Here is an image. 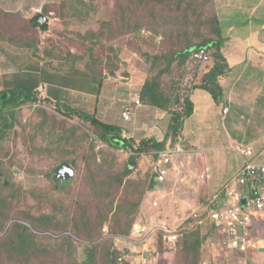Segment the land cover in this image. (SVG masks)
I'll list each match as a JSON object with an SVG mask.
<instances>
[{
	"label": "rangeland",
	"instance_id": "1",
	"mask_svg": "<svg viewBox=\"0 0 264 264\" xmlns=\"http://www.w3.org/2000/svg\"><path fill=\"white\" fill-rule=\"evenodd\" d=\"M257 2L261 4V8L254 11L257 7L254 4ZM250 6L252 7L248 10ZM261 11L264 14V0H142L141 4L139 0H0V92L7 87L13 88L17 76L24 71L47 70L51 75L63 74L59 82L62 84L65 81L63 85L70 88L75 82L83 83L82 80L92 72L98 83L104 77L102 74H105L106 69L121 68L124 75L140 73L142 77L138 80L140 83L137 82L138 89L143 81L156 79L162 82L168 93L174 90L187 96L191 93L188 79H193L201 65L188 63L184 67L177 63L170 73L162 75L166 63L160 62L153 67L145 56L162 54V41L163 52L165 47H168V53L171 54L195 43L218 39L215 34L218 27L223 36H234L233 29L241 34L248 33L250 27L243 25L249 22H245V18L242 19V14L250 12L251 16L247 19L252 21L262 16ZM40 17L43 18L40 21L48 24L47 30L32 25V19ZM151 20L156 23L148 25ZM262 23L264 19L259 21L257 27L261 28ZM135 24H139L141 30L135 31ZM132 30L134 33L126 35L125 31ZM33 45L38 49H32ZM210 65H215L214 59L207 66ZM249 71L256 77L252 82H243L237 77L232 80V68L228 75L220 79L228 80L229 88L233 90L229 91V100L233 105L248 102L237 91L244 92V88L252 83L248 90L251 97L247 98L250 99L247 103L250 109L246 110L244 134L240 139L244 145L252 146L258 158L264 160V68L245 67L238 72ZM51 83L53 84V81ZM128 84L132 87L129 80ZM184 84H187V90L183 89ZM195 84L196 81L192 87ZM68 88L56 93L53 86L42 84L38 89V103L16 108L15 120L7 118V122L14 123V127L10 131L6 130L7 139L0 143V169L4 170L5 175V179L0 180V237L3 236L0 239L6 237L16 241L17 225H28L27 221H36L35 225L38 224L43 229L29 227L28 235L33 234L36 237L34 244L38 247L37 251L46 247L48 251L47 254L43 252L41 256L36 254L35 264H74L75 261L80 264L88 260L89 251H94L100 261L116 252L117 256L128 264H181L180 256L172 262L163 259L162 230L158 229L154 237H147L144 241L142 236L136 237L133 233L139 217H143L140 215L141 204L148 191L145 181L150 175L146 177L139 173L143 172L144 166L147 165V156L142 157L141 167L136 170L140 185L135 181L133 187H136L138 193L137 190L132 192L131 187L127 185L116 188L113 184L110 188L113 177L124 173L128 155L99 145L98 152H101V147L107 149L103 151L99 161L106 164L108 171L96 169L94 161V164L83 162L84 149L75 150V139L79 142L86 141L84 130L78 128L80 120L63 115L51 94H57L66 104H72L82 112L94 113L96 117L103 118L104 112L99 110L95 101L88 102V96L84 93L74 96L73 93L76 92H70ZM256 88L261 89V94L256 95ZM48 98L52 102L45 101ZM36 145L50 151L41 155L37 152L36 156ZM27 151L31 155L27 154ZM71 158L77 160L75 172L73 171L71 178L65 181L66 185L60 189L54 183L52 174L62 160ZM106 158H110L108 163L103 161ZM5 180L8 184H5ZM87 200H90L87 208L90 207L96 215L99 213V218L89 215L91 218L87 220L85 214L78 213ZM61 201L64 204H58ZM159 202L163 203L161 198ZM56 205H66L70 211H66L67 214L63 218L55 217L49 223L59 218L62 223L68 225V233L63 234L65 238L69 236L73 239L77 248L75 254L69 251L58 252L56 248L60 243L57 240L61 234L48 230L42 223V219L52 213ZM155 205L157 210L162 207L158 203ZM165 208L167 211L170 209L169 206ZM250 208L253 209V203ZM161 212L163 210L157 211L156 218H160ZM196 214L195 223L201 222L198 225L202 226L205 234L210 237L203 252V264H214L217 253L212 245L216 246L218 239L211 233L212 227L205 225L208 214H203V211ZM151 215L155 216V212H150ZM181 219L184 220V217ZM252 219L257 233L253 250L255 245L260 244V237H264V217L253 215ZM81 227L94 232L95 243H86L83 239L74 237L75 230L80 231ZM128 227H133V232L131 229V235L125 236L129 233ZM195 228L192 225V228L188 227L184 233L180 231V240L178 238L173 242L180 241L181 244L188 234L196 230ZM97 244L98 247L94 248ZM68 245V242H65V246L58 248H68ZM0 264L12 262L3 259Z\"/></svg>",
	"mask_w": 264,
	"mask_h": 264
},
{
	"label": "crops",
	"instance_id": "2",
	"mask_svg": "<svg viewBox=\"0 0 264 264\" xmlns=\"http://www.w3.org/2000/svg\"><path fill=\"white\" fill-rule=\"evenodd\" d=\"M259 2L254 4L257 6L254 11L261 8ZM251 7L247 9L249 10ZM242 15V19L245 18L244 21L249 22L243 25V27H250L249 32L241 34L233 29L234 36L225 35L224 54L232 68V80L237 77L240 81L252 82L255 77L252 71L248 73L238 71L245 67L264 68V23H262L261 28L257 27L259 21L264 19V14L262 12L260 18L256 17V20L252 21L247 19L251 16L250 12ZM252 16L255 19L253 14ZM192 63L189 62V64ZM199 65H201V68L196 70L198 75L195 74L193 79L192 77L188 79V83L191 85V100L195 105V113L185 122L181 142L168 138L173 120L169 112L146 105L135 106L132 121L126 122L123 119L122 113L126 105H128L131 98H139V93L146 82L143 81L140 84L141 88L138 89L137 82L140 83L138 80L142 77L140 73L126 75L128 78L127 83H122L121 79L120 82L108 79L104 83L103 93L97 105L99 110L104 112V117H99L102 121L116 124L125 130V135L137 141L151 138L167 141L165 150L161 154L145 155L148 158L145 161L147 165H142L145 167L143 172L138 171L146 177L150 175V179L145 181L148 191L141 204L140 215H143V217H139L136 222V230L133 232L132 229L136 237H143V241L147 237H154L158 229L160 231L180 230L184 233L188 227L192 228V225L193 228L202 227L198 225L201 222L195 223L197 221L196 213L203 211V214H208L212 201L220 197L219 195L230 184V181L238 177L243 171V160L237 151L245 147H252L244 145L240 139L244 134L245 119L247 118L246 110L250 109L247 104L250 99L247 98L251 97L248 90L252 83L244 88V92L237 91L248 102L243 105H233L229 100V91L233 90L229 88L228 80L226 78L222 79L221 85L225 89V95L223 103L218 104L208 91L196 88V86L203 84V82L198 83L197 81H203L205 75L213 67L210 65L206 68L201 63ZM131 73H133L132 70ZM133 77L137 79L134 80ZM128 80L132 87H129ZM195 81L196 84L192 87ZM183 89L187 90V84H184ZM256 90L258 91L256 95L261 94L260 88H256ZM88 102L92 103L93 101L88 100ZM169 151L174 153L172 164L168 166L166 181L161 182L157 166L161 163L162 153ZM256 160L264 163V160H260L257 155ZM239 161L241 165L238 166ZM136 193H138V190ZM160 198L163 203L159 202ZM156 203L164 208L160 207L161 209L158 208L159 210H157ZM244 205L247 206L248 202ZM166 206L170 208L168 211L165 208ZM162 210L160 218H156L157 211ZM150 212H155V216H150ZM190 212L192 214H189ZM260 216L264 217V214ZM183 217L184 220L181 219ZM205 220V225L213 226L214 223L208 216ZM147 228L150 230H147ZM189 230L191 231V229ZM151 233H153L152 236H149ZM241 234H243V230H241ZM254 235L246 253L227 252L224 249L226 243H221L220 247L212 245L217 253L214 261L217 264H264V237H260V244L255 245L256 248L252 250L257 233L255 232Z\"/></svg>",
	"mask_w": 264,
	"mask_h": 264
},
{
	"label": "trees",
	"instance_id": "3",
	"mask_svg": "<svg viewBox=\"0 0 264 264\" xmlns=\"http://www.w3.org/2000/svg\"><path fill=\"white\" fill-rule=\"evenodd\" d=\"M141 3L142 0H139V4ZM152 19L156 20L155 17H152ZM154 22L155 21L151 20L148 25L153 24ZM32 25L35 26V28H41L42 30L48 29V24L43 23L39 19H32ZM141 28L142 27H140L139 24L134 25L135 31H138L139 29L141 30ZM134 30L130 32L125 31L126 35L134 33ZM215 32V34L218 36V39H211L210 41L195 43L189 45L190 47H187L184 50H176L171 54L168 53V47H165L163 52L162 41V48L160 51V53L162 54H157L153 57L146 55L145 57L146 59H149V61H151L153 67L157 66L160 62H165L166 68L162 70V75H165L167 73H170L172 67H174V65L177 63L182 64L181 66L185 67V65H187L189 62H200L195 60V54L201 51L202 49L208 50L213 56L215 65L204 77L203 84L196 86V88L208 91L218 104H222L224 101L225 89L221 85L222 79L220 78L225 75H228V71L231 67L228 63L226 56L223 53V49L226 44V39L224 38L220 27H218ZM32 49L37 50L38 47L33 45ZM59 68L62 69L63 67ZM60 69H58V72H60ZM109 69H111L112 71H108ZM109 69L105 70V74H102V76L104 77L101 78L98 83L97 79L95 80L94 78L95 74L92 72V74L84 78L85 80H82V78L78 77L84 82H75L73 87L70 88L63 85L65 81L60 84L59 81L63 78V74L51 75L47 70L21 72L17 76L16 83L13 88L7 87L6 89H3L0 92V122L2 123H0V143L4 142L7 139L6 130L10 131L14 127V123L9 124L7 122V118L10 117L12 120H15L16 108L22 107L27 104L38 103L40 101L38 89L42 84H48L53 86L56 90V93L64 90V88H68L67 90H70V92H76V94L73 93L74 96L79 93H84L86 96H88V100L95 101L96 103H98L102 95L104 83L107 79H113L118 82H120V79L121 81H127L128 79L126 76L127 74L124 75L123 70L121 68ZM52 81L53 84L51 83ZM165 89L166 88L160 80H146L142 90L139 93V100L141 102V105L151 106L162 111L169 112V114L172 115L173 120L168 138H172L174 139V141L181 142L185 122L187 119L191 118L195 113V105L191 100L192 93L187 96H184L174 90L172 93H168ZM51 97H53V100H56V106L63 115L67 117H75L80 120V122H78V128L79 130H84L83 135L86 141L82 140L79 142L78 139H75V150L80 148L84 149L85 154L84 157H82L83 162H86L87 164L95 163L96 169L108 171V168H106V164H102L99 161V157L102 155L103 151L107 149H115L124 152L128 155V160L126 162V168L124 170V173L118 175L117 177H113V183L109 184V186L110 188H112L114 184V187L120 188L121 185H127L131 187L130 190L132 192H135L137 189L136 187H133V184L136 181V184L140 185L137 176L138 173L136 172V170L138 167H141L140 162L142 160V157H144L145 155H152L154 153L161 154V152L165 150V145L167 141H159L156 138L137 141L133 138H129L127 135H125V130L117 126L116 124L106 123L102 121L99 117H96L94 113L90 114L87 111L82 112L77 110L73 107L72 104H66L65 100L62 97L60 98L57 94L53 95L52 93ZM45 101H47L48 103L52 102L49 98ZM96 108L97 106H95V110ZM99 145L106 146L107 149H103V147H101V152H98L97 150ZM49 151L50 150L48 148H42L36 145V156L38 155V153L41 155L46 154ZM27 154L31 155V153H29L28 151ZM156 156L158 157L159 155ZM111 159L114 160V158ZM76 161L77 160L75 158H71L67 161L62 160L60 162V166H62L63 164H67L75 172V168L77 166ZM92 161H94V163H92ZM103 161L108 163L110 161V158H106ZM60 166H58L56 169H58ZM55 170L52 174L54 183L58 188L61 189L63 188V186L66 185L65 181H68L69 179L57 180L55 178ZM0 172L2 174L0 176V180L3 178L5 179L4 170L2 168L0 169ZM4 182L5 184H8L6 180ZM87 203H90V200H87L85 205L80 207L78 213L85 214L86 219L90 220L91 217H89V215L95 217L96 213L92 212L90 207L89 209L87 208ZM58 204L64 203L61 201ZM54 211L48 214L47 217H44L42 219V223L44 224V226H46L48 230H53L55 231V233L58 232L61 234L58 236L60 238L57 240L60 245H55H59L58 247H60L61 245L65 246V242H68V248L62 249L57 247L56 249L58 252L69 251L74 252L75 254L77 248L74 244L73 239L69 236L65 238V234H63L68 233V225H66L64 222L62 223L59 218L53 221L52 223H49L55 217L63 218L67 214L66 211H70V209L66 205H56V209H54ZM96 217L99 218V213H97ZM27 223L28 225H17L16 230L18 231V239L16 241H11L6 237L0 239V262L3 259H9L12 264H35L37 262L36 254H38L39 256H41L43 252L47 254L48 247L44 249L39 248V251H37L38 247H35L34 244L36 237L33 234L28 235L29 227L31 229L36 230H41L43 229V227L41 228L38 224L35 225L36 221H27ZM132 228L128 227L127 231L129 233L125 236L131 235ZM79 229L80 231L75 230L74 237L83 239L86 243H95V236L93 235L94 232L84 230L82 227ZM195 229L197 230V232H195V230L194 232H192V234L190 233L187 236V233H185L186 240L182 241L181 244L180 241L173 242L172 230H162L161 236L163 245L161 253L163 259L172 262V260H175V258L180 256L181 264H203V252L205 251L204 249L206 243L208 242L207 240H209L210 237L208 238L209 234H205L203 227H196ZM218 229V226L216 224H213L211 233L214 235V238L216 237L218 239L217 245L220 247V244L227 243V240L225 235L223 236V232H220ZM177 232H180V230H177ZM91 247L93 248V246ZM97 247L98 244L94 245V248ZM88 256V260L80 264H96L95 262H99L98 264H128L126 262H123L124 260L121 261V257L117 256L116 252L109 254L106 258L102 259L101 261L98 259V256L95 255L94 251H89ZM28 260L32 261L28 263ZM74 264L79 263L75 261ZM214 264L217 263L214 261Z\"/></svg>",
	"mask_w": 264,
	"mask_h": 264
},
{
	"label": "built area",
	"instance_id": "4",
	"mask_svg": "<svg viewBox=\"0 0 264 264\" xmlns=\"http://www.w3.org/2000/svg\"><path fill=\"white\" fill-rule=\"evenodd\" d=\"M195 60L209 65L213 58L208 50L202 49L194 56ZM135 106L141 107L139 98H131L126 105L122 117L126 122L133 118ZM227 112V111H226ZM177 151H179L177 149ZM244 164L243 171L235 177L217 199L212 201L208 210V218L228 238L224 245L225 251L246 253L249 250L251 238L255 230L251 216L264 214V163L256 160L252 147H245L237 151ZM172 152L162 153L161 163L158 165V175L161 182L166 181L168 166L172 164ZM247 200L248 205L244 202ZM253 203V209L250 208ZM251 215V216H250ZM243 230V234H241ZM180 232L174 231L172 240L179 238ZM124 259L121 258V261Z\"/></svg>",
	"mask_w": 264,
	"mask_h": 264
},
{
	"label": "water",
	"instance_id": "5",
	"mask_svg": "<svg viewBox=\"0 0 264 264\" xmlns=\"http://www.w3.org/2000/svg\"><path fill=\"white\" fill-rule=\"evenodd\" d=\"M40 19H43V18L40 17L39 20ZM72 174H73V170L67 164H63L62 166H60L58 169L55 170V178L57 180L59 179L68 180ZM1 175L2 174L0 172V176ZM244 204H247V200H245Z\"/></svg>",
	"mask_w": 264,
	"mask_h": 264
},
{
	"label": "clouds",
	"instance_id": "6",
	"mask_svg": "<svg viewBox=\"0 0 264 264\" xmlns=\"http://www.w3.org/2000/svg\"><path fill=\"white\" fill-rule=\"evenodd\" d=\"M210 53V52H209ZM212 56V55H211ZM212 58H213V56H212ZM213 62V61H212ZM201 64H203V66H207V65H205L204 63H202V62H200ZM207 67H209V66H207ZM181 234V233H180ZM182 236V235H181Z\"/></svg>",
	"mask_w": 264,
	"mask_h": 264
}]
</instances>
